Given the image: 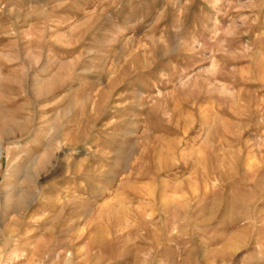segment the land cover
<instances>
[{"label":"rangeland","instance_id":"obj_1","mask_svg":"<svg viewBox=\"0 0 264 264\" xmlns=\"http://www.w3.org/2000/svg\"><path fill=\"white\" fill-rule=\"evenodd\" d=\"M0 264H264V0H0Z\"/></svg>","mask_w":264,"mask_h":264}]
</instances>
